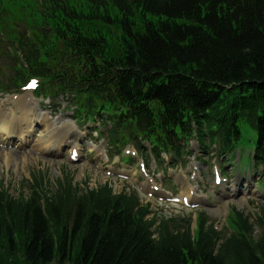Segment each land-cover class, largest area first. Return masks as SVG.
Here are the masks:
<instances>
[{
    "label": "trees",
    "instance_id": "obj_1",
    "mask_svg": "<svg viewBox=\"0 0 264 264\" xmlns=\"http://www.w3.org/2000/svg\"><path fill=\"white\" fill-rule=\"evenodd\" d=\"M0 15L22 77L59 82L119 129L135 123L155 149L179 150L191 124L226 149L248 124L264 162V0H0ZM149 205L106 184L18 197L0 188V264H264V209L259 236L233 208L222 239L202 213L192 235L187 219L146 218Z\"/></svg>",
    "mask_w": 264,
    "mask_h": 264
},
{
    "label": "rangeland",
    "instance_id": "obj_2",
    "mask_svg": "<svg viewBox=\"0 0 264 264\" xmlns=\"http://www.w3.org/2000/svg\"><path fill=\"white\" fill-rule=\"evenodd\" d=\"M69 112H65L64 115ZM92 126V124H91ZM42 127L36 132V135H40ZM33 138V137H32ZM35 139V138H34ZM247 141V140H246ZM90 141H84L82 143L83 149L87 148ZM245 142V139L243 141ZM146 144V143H145ZM14 150H10L7 148H0V187H4L8 190L11 195L19 196L20 194L26 195L30 186L33 182H35V177L39 179V177H43L44 182L42 184V189H46V184L49 186L56 188L57 180L60 179L62 182L69 177L72 180V183L80 189L97 187L104 182H109L110 186L114 191H120L126 189L129 191L132 189L129 181H124L120 178H117L112 175H107L104 171H99L94 168V165L89 158H82L79 163L72 164L70 163L65 155L61 156H51L49 154H45L43 150L39 153L35 150L28 148L23 150L21 154H28L22 160V155L18 154L16 156V164L9 163V158L6 155V152H12ZM14 157V155H12ZM149 164L151 167H154V160L149 157ZM27 160V161H26ZM204 167L205 163L202 164ZM171 172V171H169ZM251 175L258 177L254 172H251ZM56 182V183H55ZM52 190V188H49ZM140 197L141 202L145 203L146 201L151 202V210L154 214H157L162 217H168L173 214H182V216H188L189 213H186L185 210L179 209L176 206L160 204L156 203L153 200H149L144 197ZM219 199L217 195L213 194L211 200ZM246 199L249 200V203L253 206H250L245 211L244 203L241 201L239 196L237 198H229L230 206H235L236 208L243 209L244 212L253 213L258 212L261 207L264 206V196L258 194V191H250L246 196ZM205 214L208 221H212L216 223L219 230H223L225 227V217L227 214V209L222 207L221 200L217 202L215 208H210L205 206ZM260 234V227L255 225L254 231L252 233L253 236L257 237Z\"/></svg>",
    "mask_w": 264,
    "mask_h": 264
},
{
    "label": "bare ground",
    "instance_id": "obj_3",
    "mask_svg": "<svg viewBox=\"0 0 264 264\" xmlns=\"http://www.w3.org/2000/svg\"><path fill=\"white\" fill-rule=\"evenodd\" d=\"M22 99H19L18 101H16L15 103V110L11 109L8 111H4L1 112L0 111V132L2 131H6L8 128H10V132L11 131H20L22 133V127L24 125L25 122H29V114L31 112V107H28L27 105L23 104ZM16 111L18 112V114L16 113ZM47 125V124H45ZM26 128L24 133L26 132ZM51 131H49V133L46 135V139H44L45 141H49L51 140ZM42 136L38 137L37 140L35 142H32V146H36L35 143H37L39 146L41 145V147L43 148V144H42ZM49 144V143H48ZM18 152H6L7 157L9 158V163L11 164H16V156H19ZM12 155H14V157H12ZM22 159L26 156V154H21ZM22 161V160H21Z\"/></svg>",
    "mask_w": 264,
    "mask_h": 264
}]
</instances>
